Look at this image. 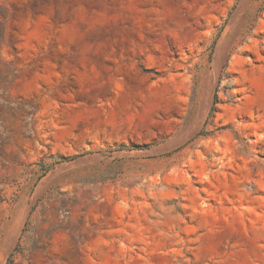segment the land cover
I'll return each instance as SVG.
<instances>
[{
    "label": "rangeland",
    "instance_id": "obj_1",
    "mask_svg": "<svg viewBox=\"0 0 264 264\" xmlns=\"http://www.w3.org/2000/svg\"><path fill=\"white\" fill-rule=\"evenodd\" d=\"M0 264H264V0H0Z\"/></svg>",
    "mask_w": 264,
    "mask_h": 264
}]
</instances>
